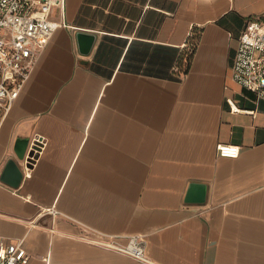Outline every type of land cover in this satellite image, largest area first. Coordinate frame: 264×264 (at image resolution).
I'll use <instances>...</instances> for the list:
<instances>
[{
	"label": "crops",
	"instance_id": "0c3cea01",
	"mask_svg": "<svg viewBox=\"0 0 264 264\" xmlns=\"http://www.w3.org/2000/svg\"><path fill=\"white\" fill-rule=\"evenodd\" d=\"M51 16L0 110V170L15 139L40 141L17 186L0 180V239L27 264H264V99L230 75L264 0H65ZM193 181L203 203L185 200ZM130 234L149 262L93 242Z\"/></svg>",
	"mask_w": 264,
	"mask_h": 264
},
{
	"label": "built area",
	"instance_id": "2783aa9c",
	"mask_svg": "<svg viewBox=\"0 0 264 264\" xmlns=\"http://www.w3.org/2000/svg\"><path fill=\"white\" fill-rule=\"evenodd\" d=\"M64 1L0 0V110L5 111L11 104L33 69L39 51L59 25L51 11L54 6L62 9ZM230 75L257 98L264 99V17L246 21L237 38ZM231 108L237 110L233 105ZM216 148L221 156L235 157L239 153V146L234 143H218ZM93 242L149 262L143 235L130 234L125 241L111 236ZM28 258L22 241L5 243L0 239V264H27Z\"/></svg>",
	"mask_w": 264,
	"mask_h": 264
},
{
	"label": "water",
	"instance_id": "95a60500",
	"mask_svg": "<svg viewBox=\"0 0 264 264\" xmlns=\"http://www.w3.org/2000/svg\"><path fill=\"white\" fill-rule=\"evenodd\" d=\"M77 39L84 44L83 52L89 50L93 40V34L80 31L77 33ZM84 40H87L85 42ZM40 142L29 137L17 138L13 144L14 156L6 159L3 167L0 170V180L15 187L19 184L22 178V169L20 162L26 161L30 164L36 157L39 150ZM185 200L189 202L203 203L205 201V184L201 182H191L187 189Z\"/></svg>",
	"mask_w": 264,
	"mask_h": 264
},
{
	"label": "trees",
	"instance_id": "16d2710c",
	"mask_svg": "<svg viewBox=\"0 0 264 264\" xmlns=\"http://www.w3.org/2000/svg\"><path fill=\"white\" fill-rule=\"evenodd\" d=\"M260 17H264V16H260ZM188 43H189V52H190L189 54H191V52L195 46V40H191ZM188 56H190V55H188ZM186 68H187V65H186Z\"/></svg>",
	"mask_w": 264,
	"mask_h": 264
}]
</instances>
